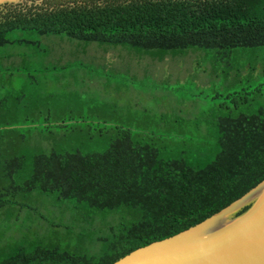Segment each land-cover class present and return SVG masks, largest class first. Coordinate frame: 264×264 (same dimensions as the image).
Instances as JSON below:
<instances>
[{
	"label": "trees",
	"instance_id": "16d2710c",
	"mask_svg": "<svg viewBox=\"0 0 264 264\" xmlns=\"http://www.w3.org/2000/svg\"><path fill=\"white\" fill-rule=\"evenodd\" d=\"M47 36L81 52L120 47L158 62L190 50L214 93L190 83L160 89L178 105L203 93L211 109L189 118L116 98L73 102L44 85L41 105L1 91L16 72L58 81L65 77L55 72L69 69L84 77L85 91L87 64H47ZM9 46L42 65L5 67L20 57ZM88 71L116 93L158 88ZM262 179L264 0H49L0 11V264H111L202 221ZM34 195L52 208L51 216L37 209L42 232L33 230L38 221H22Z\"/></svg>",
	"mask_w": 264,
	"mask_h": 264
},
{
	"label": "rangeland",
	"instance_id": "374dc122",
	"mask_svg": "<svg viewBox=\"0 0 264 264\" xmlns=\"http://www.w3.org/2000/svg\"><path fill=\"white\" fill-rule=\"evenodd\" d=\"M42 44L46 45L49 49V56L46 60L47 64H58L63 65L65 62H69L74 58H78L85 65L86 68L83 71L84 79V90H80L79 88L83 86V78L78 77L79 71L69 69L65 72L56 71L54 75L64 76L65 79L58 81H54L51 78H47L45 80L42 78L40 73H31L29 75L26 71L16 72L14 74L8 75L4 81H1L4 85L1 91L5 93H24V96L28 100H34L36 104H40L44 101V99L39 96L41 86H45L48 91L54 92L56 94L66 93L70 94V98L78 101L80 99H87L89 97H96L100 101H108L115 102V98L123 101L121 105L125 106L130 104L132 101L139 103L137 106L145 105L149 110L154 113L157 112H173L180 114L181 116H187L189 118L197 117L202 112H207V110L211 109V106L208 102H206L199 94L194 101L189 100L182 103V105H178L174 98L164 97L165 91L160 89L162 87H181L185 86V89H190L192 84L195 86L194 92L201 90L204 93L213 94V88L210 87L212 83L215 81L206 77L209 74L206 72L203 73L201 68H198L196 65V56L198 54L192 53L188 50L182 56H171L167 55L162 61L158 62L157 60L150 59L148 56H143L138 58L136 56L127 54L125 51L120 50L119 48H107L104 46H96L95 44H89L85 48L83 52L80 51L79 48L73 43L66 42L65 39H61L59 37H42ZM6 51H10L12 53H18L20 57L14 55L11 59L7 61H2V64L5 67L15 69L17 66L25 69L31 68L32 66H40L42 64V60L36 59L34 54L27 53L26 56H21V53H24V48H6ZM73 60V61H79ZM45 60L43 63L45 64ZM70 61V62H73ZM94 67V68H93ZM97 69L101 71L103 74H113L118 75L121 74L127 76L136 77L139 80H149L158 86L155 90H152V94H139L132 89L129 90H120L118 93L114 92L112 88H105L103 86L104 80L103 78H97L91 75L92 72H89V69ZM102 69V70H101ZM47 76L51 73H46ZM91 75V76H90ZM33 76V77H32ZM89 77V78H88ZM115 79L112 83H119ZM208 80V81H207ZM30 83V84H29ZM33 83V84H31ZM190 83V84H189ZM117 85V84H116ZM75 86V89L73 88ZM113 86V85H112ZM105 88V89H104ZM75 90V94L74 93ZM164 91V92H163ZM77 92L79 95H77ZM177 93V91H175ZM178 94V93H177ZM200 97V98H198ZM41 99V100H40ZM114 99V100H113ZM71 101V100H69ZM60 103V101H59ZM176 110V111H175ZM180 112V113H179ZM171 113V112H170ZM59 114L55 113L52 115V118H56ZM29 207L24 211L25 217L22 221L25 224L33 221L34 223L39 220L38 211L43 212L46 211L50 216L52 215V208L49 207L48 202L43 200L41 202H37L35 200V195L28 202ZM29 213L34 214V217L31 218ZM38 219V220H37ZM8 222L5 224V228L8 226ZM42 223L45 225L43 221H38L34 224L33 230H38L42 232V227L39 228L38 224Z\"/></svg>",
	"mask_w": 264,
	"mask_h": 264
},
{
	"label": "water",
	"instance_id": "95a60500",
	"mask_svg": "<svg viewBox=\"0 0 264 264\" xmlns=\"http://www.w3.org/2000/svg\"><path fill=\"white\" fill-rule=\"evenodd\" d=\"M44 1L0 0V11ZM111 264H264V179L202 221Z\"/></svg>",
	"mask_w": 264,
	"mask_h": 264
}]
</instances>
